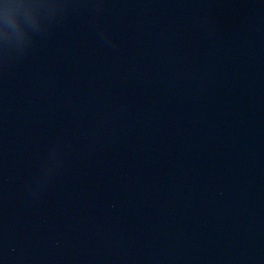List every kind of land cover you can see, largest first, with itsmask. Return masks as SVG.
Instances as JSON below:
<instances>
[{"label": "water", "instance_id": "obj_1", "mask_svg": "<svg viewBox=\"0 0 264 264\" xmlns=\"http://www.w3.org/2000/svg\"><path fill=\"white\" fill-rule=\"evenodd\" d=\"M0 264H264V0H0Z\"/></svg>", "mask_w": 264, "mask_h": 264}]
</instances>
